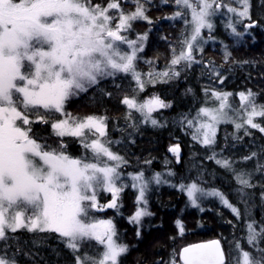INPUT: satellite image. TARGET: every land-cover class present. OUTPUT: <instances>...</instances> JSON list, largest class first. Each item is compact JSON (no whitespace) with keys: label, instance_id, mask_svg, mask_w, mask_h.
Instances as JSON below:
<instances>
[{"label":"trees","instance_id":"1","mask_svg":"<svg viewBox=\"0 0 264 264\" xmlns=\"http://www.w3.org/2000/svg\"><path fill=\"white\" fill-rule=\"evenodd\" d=\"M91 2L104 6L108 0ZM140 2L148 19L132 21L131 28L123 35L137 41L139 36L147 35L142 42L143 50L137 53L135 61L143 89L131 73H118L115 77L99 79L87 92L72 97L64 107L65 113L80 119L106 117V135L101 140L110 141L106 146L127 161L118 169L122 173L121 181L126 185L117 200L118 209L92 210L90 215L94 220H112L116 239L128 246L127 253L119 258V264H169L173 252L179 254L187 245L212 240H220L229 264H235L241 250H253L247 243V224L255 222L257 231L264 225V132L244 123L246 104L239 97L240 92L247 94L251 90L256 94V103L264 105V0H250L251 21L227 13L224 8L219 9L211 18L214 23L211 33L207 29L201 30L203 40L198 38V44L203 51L194 46L193 56L201 63H193L191 67L183 61L171 65L174 51L178 54L183 40L191 35L193 25L185 23V20L191 21L189 10L176 5L174 0ZM223 3L240 7L236 0H223ZM120 4L125 14L135 11V0H120ZM178 10L182 11L183 18H168ZM114 12L117 10H110L111 15ZM252 21H255L254 26L247 28ZM229 23L243 35L233 34L227 27ZM137 46H140L139 41ZM226 50L231 53L227 60L224 58ZM123 51L128 50L124 48ZM213 68L218 76L212 72ZM170 69L179 75L172 76ZM165 71L171 78L155 75ZM215 92L232 93L227 100L230 105L227 113L243 127L236 129L232 122H221L216 126L215 143L205 145L196 128L207 119L200 109L217 105ZM152 95H158L170 104L151 114L158 121L156 126L150 121L144 122L139 111L122 103L125 97L140 103ZM45 118L48 123L30 125V136L52 148L63 140L67 144V154L74 158H81L86 153L91 155L80 143L81 138H59L53 134L51 123L64 119L63 113ZM30 119L35 120V116ZM254 122L264 127V117L257 116ZM85 134H88L87 130ZM193 135L200 138L194 140ZM172 146L180 149L178 159L170 151ZM217 160L228 161L230 167L216 163ZM141 172L148 182L146 204L137 202L139 189L132 187L130 178ZM157 173L160 183L153 179ZM238 174H244L254 187L241 185ZM192 183L205 193L214 190L222 193L239 210L240 216L232 213L219 197L211 195L197 193L199 207L192 206L187 191L180 188L182 184ZM98 196L101 204L111 199L104 192ZM140 209L150 215L142 216L139 224L131 222V217ZM177 221L183 224V235L179 233ZM6 234L9 239L7 244L0 241V256L15 260L16 264H77V256L99 258L103 251V246L93 241L73 252L64 239L52 232L18 229L15 233L6 230ZM237 243L240 249H237ZM260 247H264V241ZM175 258L178 263L179 255Z\"/></svg>","mask_w":264,"mask_h":264},{"label":"snow or ice","instance_id":"2","mask_svg":"<svg viewBox=\"0 0 264 264\" xmlns=\"http://www.w3.org/2000/svg\"><path fill=\"white\" fill-rule=\"evenodd\" d=\"M174 3L189 10L191 21L185 20V23H191L193 27L179 53L174 51L171 65L183 61L191 67L193 63H201L193 56L194 46L203 51L198 44V38L203 40L201 30L207 29L211 33L214 29L211 18L219 9L224 8L227 13L251 21L250 0H236L239 8L224 4L223 0H174ZM135 5V11L125 14L120 0H108L104 6L93 4L91 0H0V241L5 244L9 239L6 230L15 233L18 229H26L57 233L73 252L93 241L103 246L99 258L77 256V264H119L121 255L127 253L128 246L116 239L113 221L94 220L90 215L92 210L118 209V194L126 187L118 169L127 161L106 146L110 141L101 140L106 135V117L80 119L65 113L64 107L67 101L87 92L99 79L115 77L118 73H131L143 89L135 61L137 53L143 50L142 42L147 35L138 37L140 46H137V40H129L121 34L131 28L132 21L148 19L140 0H135ZM110 10L117 12L109 15ZM168 18H183L182 11L178 10ZM114 20L117 23L113 24ZM254 24L252 21L246 27L252 28ZM227 27L236 36L243 35L232 23ZM122 45H128L131 51H122ZM230 55L226 50L225 60ZM170 71L172 76L179 75L173 69ZM212 72L219 75L215 68ZM155 75L169 77V72ZM149 76L153 74L149 73ZM213 95L220 101L219 107L201 108L200 113L208 117V122L196 128L205 145L215 143L216 126L221 122H232L236 129L243 127L224 111L230 107L227 100L232 93L215 92ZM239 97L246 104L244 123L264 132V127L254 122L255 117H264V105L256 103V94L251 90L247 94L240 92ZM122 103L139 111L144 122L150 121L153 126L158 121L151 114L170 106L156 96L140 103L125 97ZM55 113H63L65 118L51 123L53 134L59 138H81L80 143L85 150H90V156L86 153L81 158L71 157L63 140L52 148L29 135L31 124L48 123L45 117ZM30 116H35V120ZM188 125L192 126L191 120ZM199 138L193 135L194 140ZM170 151L178 154V148ZM216 163L230 167L228 161L217 160ZM131 178L138 182L132 184L139 189L137 202L146 204L148 182L144 180L143 172ZM153 179L160 183V174ZM237 180L243 186L254 187L244 174H238ZM180 188L187 191L192 206L199 207L197 193L211 195L219 197L232 213L240 216L239 210L218 191L205 193L195 183L182 184ZM101 192L111 193L112 199L101 204L98 201ZM25 211L29 213L27 216ZM144 215L150 213L137 210L131 222L139 224ZM176 224L183 235V224L180 221ZM247 230V243L253 250H241L235 264H264V247H260L264 241V225L257 231L255 222L248 223ZM236 247L240 249L239 243ZM177 255L179 264H229L220 240L187 245L179 254L173 252L169 264H177ZM0 264L16 262L0 256Z\"/></svg>","mask_w":264,"mask_h":264},{"label":"rangeland","instance_id":"3","mask_svg":"<svg viewBox=\"0 0 264 264\" xmlns=\"http://www.w3.org/2000/svg\"><path fill=\"white\" fill-rule=\"evenodd\" d=\"M109 15H111V13L109 12ZM116 23H117V21H116ZM123 32L124 31H122L121 32V34L123 35ZM125 46V47H124ZM122 45L121 47H122V51H123V49L124 48H126L128 51H131V49L128 47V45ZM153 96H156V97H159L158 95H152V96H150L149 98H147L146 100H148V99H150V98H152ZM160 98V97H159ZM165 103V102H164ZM219 103H220V101H218V103H217V105L215 106V107H213V108H209V109H214V108H218L219 107ZM165 104H167V105H170V104H168V103H165ZM229 105V104H228ZM165 108H168V107H165ZM161 109H164V108H159V109H157V110H161ZM156 110V111H157ZM227 110H228V107H226L225 109H224V111L225 112H227ZM155 112V111H154ZM207 119H206V121L205 122H208V117H206ZM70 123H71V121H70ZM86 131V130H85ZM172 148H178L177 146H172L170 149H172ZM172 152V151H171ZM172 154L175 156V158L176 159H178V157L180 156V149L178 148V154L177 153H174V152H172ZM136 175H138V174H136ZM134 176V175H133ZM132 177V176H131ZM130 177V178H131ZM119 182L120 181H118L117 182V185L119 186ZM131 182H132V184L133 183H138V182H134L133 180H132V178H131ZM104 193H106V192H104ZM109 195H110V197H111V199H112V194L111 193H108ZM119 196H120V193L118 194V198H119ZM99 197V196H98ZM118 198H117V200H118ZM110 199V200H111ZM110 200H107V203L110 201ZM29 213L27 212V211H25V216H27ZM105 220H107V219H105ZM177 264H179V262L177 263Z\"/></svg>","mask_w":264,"mask_h":264}]
</instances>
